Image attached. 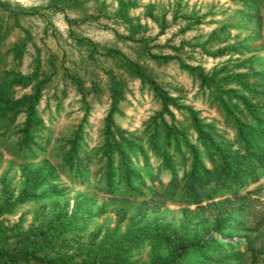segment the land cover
<instances>
[{
	"label": "rangeland",
	"instance_id": "obj_1",
	"mask_svg": "<svg viewBox=\"0 0 264 264\" xmlns=\"http://www.w3.org/2000/svg\"><path fill=\"white\" fill-rule=\"evenodd\" d=\"M257 6L245 7L240 0H0V86L17 73L34 81L13 89L16 100L30 95L37 83L42 88L39 146L19 148L25 114L14 125L0 123V225L11 236L64 220L75 233L62 243L61 260L69 264H122L123 255L126 264H153L159 255L163 261L167 249L155 235L165 230L187 244L218 238L236 264H252L251 245L259 254L257 264H264V168L257 170L256 182L218 190L202 204L217 207L206 211L182 195L155 208L144 206L173 177L150 144L164 123L200 148L196 113L233 141L229 111L242 106L227 92L244 91L229 84L220 94L213 85L234 74L264 75V2ZM153 82L174 101L168 111ZM111 113L112 126L138 137L145 152L131 158L142 181L137 197L125 186L107 191V161L100 157ZM72 150L81 165L70 166ZM120 163L115 157L114 164ZM175 170L182 180L184 167ZM220 207L229 221L216 233L215 220L207 217ZM234 226H240L236 233L228 230ZM143 234L147 240L134 247L132 241Z\"/></svg>",
	"mask_w": 264,
	"mask_h": 264
},
{
	"label": "trees",
	"instance_id": "obj_2",
	"mask_svg": "<svg viewBox=\"0 0 264 264\" xmlns=\"http://www.w3.org/2000/svg\"><path fill=\"white\" fill-rule=\"evenodd\" d=\"M245 7H261L264 0H240ZM19 57V46L14 50ZM133 71L146 79L142 69L133 65ZM34 81L33 77H25L21 74L9 73L0 86V123L10 122L14 125L19 115L25 114L26 121L18 126L21 150L28 149L36 142V137L41 129L40 120L36 116L37 107L41 98L42 88L39 83L33 87V92L19 100L14 98L13 89L20 86L28 87ZM213 87L223 94V88L229 84H237L244 94L239 95L236 90L228 91L231 99H237L242 106L236 112L229 111V126L234 130V139H227L226 131H219L212 125H205L193 113V125L198 134L200 148L192 145L185 133L176 127L164 123L165 128L153 135L150 142L151 148L162 159L165 170L172 172L173 177L169 185L162 192H152V198L144 203L147 209L165 205L176 200L182 195L191 205H196L198 211H206L215 208L216 205L202 207L205 200H211L215 193L224 188L244 184L249 180L258 179L257 170L264 168V75H249L248 73L230 75L228 78L214 81ZM153 88L158 93L168 111V106L174 101L165 96L157 83L153 82ZM115 92L118 93L117 89ZM237 108L238 105H234ZM164 140V149L159 147V141ZM77 141L74 142L76 144ZM101 160H106L105 176L108 179L107 191L114 193L119 187L125 186L130 196L137 197L140 194L141 182L137 172L131 168V158L136 153L145 152L141 148L138 137H132L127 132L112 126V113L106 129L105 144L101 148ZM202 154L205 156L203 157ZM68 162L73 167L77 158L73 150L67 153ZM115 157L121 159L119 165L114 164ZM190 162L189 167H187ZM82 162L77 163L81 165ZM176 166L184 167V176L179 179L175 170ZM144 185V184H143ZM4 193L11 196L7 186ZM9 202H7L8 205ZM144 207V208H145ZM2 210V209H1ZM0 210V211H1ZM221 210V211H220ZM218 214L210 213L207 218L215 220V232L225 231L229 217H224V209L220 207ZM195 212V213H198ZM234 216L241 220V211ZM63 221V222H62ZM51 225L47 229L29 232H14L9 235V229L0 225V264H17L19 261H35L39 264H69L62 261L64 242H68L69 235L74 231L64 226V220ZM240 226L228 229L233 233L239 231ZM10 236V237H9ZM159 244L167 249V257L162 261L163 255L154 259L153 264H236L237 260L228 253V247L218 238L212 237L199 242L187 244L179 234L163 231L155 235ZM154 236V237H155ZM141 240L132 241L134 247L140 246L147 240V235H140ZM13 239L15 245L10 246L9 240ZM252 264H257L259 254L249 245ZM123 263L128 261L127 255L122 257ZM191 259V260H190ZM83 264H99L91 260ZM106 264V263H102Z\"/></svg>",
	"mask_w": 264,
	"mask_h": 264
}]
</instances>
